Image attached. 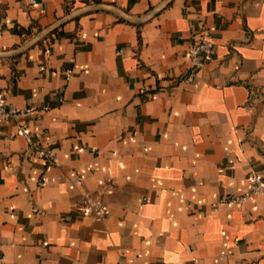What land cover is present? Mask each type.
<instances>
[{"label":"crops","instance_id":"obj_1","mask_svg":"<svg viewBox=\"0 0 264 264\" xmlns=\"http://www.w3.org/2000/svg\"><path fill=\"white\" fill-rule=\"evenodd\" d=\"M0 100V264H264V0H0Z\"/></svg>","mask_w":264,"mask_h":264},{"label":"built area","instance_id":"obj_2","mask_svg":"<svg viewBox=\"0 0 264 264\" xmlns=\"http://www.w3.org/2000/svg\"><path fill=\"white\" fill-rule=\"evenodd\" d=\"M214 50L213 41L207 36H202L193 43L188 50L189 66L186 72L181 76L180 82L191 84L204 64L212 57ZM48 106L43 109H48ZM34 110L32 108L18 107L14 103H4L0 100V122L13 119L18 116H25ZM18 131L24 136L28 144L32 143V135L22 124L18 125ZM38 155L48 163L56 161V153L49 147H36ZM254 195L264 196V178L257 172H250L248 189L241 195H226L222 201L230 203H241ZM79 210L91 216L95 220H100L105 214L104 202L99 196L85 195L79 202Z\"/></svg>","mask_w":264,"mask_h":264}]
</instances>
